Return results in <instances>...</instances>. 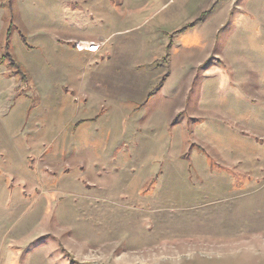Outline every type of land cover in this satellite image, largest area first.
I'll return each mask as SVG.
<instances>
[{"label": "rangeland", "instance_id": "1", "mask_svg": "<svg viewBox=\"0 0 264 264\" xmlns=\"http://www.w3.org/2000/svg\"><path fill=\"white\" fill-rule=\"evenodd\" d=\"M0 264H264V0H0Z\"/></svg>", "mask_w": 264, "mask_h": 264}, {"label": "crops", "instance_id": "2", "mask_svg": "<svg viewBox=\"0 0 264 264\" xmlns=\"http://www.w3.org/2000/svg\"><path fill=\"white\" fill-rule=\"evenodd\" d=\"M79 44H83V43H86V45H89V44H96L98 46V43L94 42V41H86V40H80L78 42Z\"/></svg>", "mask_w": 264, "mask_h": 264}]
</instances>
